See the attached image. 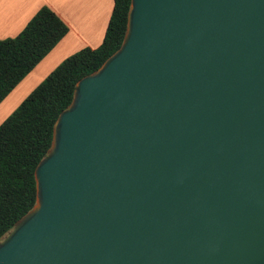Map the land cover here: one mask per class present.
Returning <instances> with one entry per match:
<instances>
[{"label": "water", "instance_id": "water-1", "mask_svg": "<svg viewBox=\"0 0 264 264\" xmlns=\"http://www.w3.org/2000/svg\"><path fill=\"white\" fill-rule=\"evenodd\" d=\"M35 177L0 264H264V0H131Z\"/></svg>", "mask_w": 264, "mask_h": 264}, {"label": "trees", "instance_id": "trees-1", "mask_svg": "<svg viewBox=\"0 0 264 264\" xmlns=\"http://www.w3.org/2000/svg\"><path fill=\"white\" fill-rule=\"evenodd\" d=\"M114 1L102 43L64 59L0 124V239L36 204V167L52 147L56 122L73 102L78 81L123 44L131 0ZM67 31L55 11L43 6L19 34L0 39V102Z\"/></svg>", "mask_w": 264, "mask_h": 264}, {"label": "crops", "instance_id": "crops-1", "mask_svg": "<svg viewBox=\"0 0 264 264\" xmlns=\"http://www.w3.org/2000/svg\"><path fill=\"white\" fill-rule=\"evenodd\" d=\"M114 4V0H0V39L19 34L43 6L68 25L67 33L20 82L25 83L26 94L68 56L102 43Z\"/></svg>", "mask_w": 264, "mask_h": 264}, {"label": "rangeland", "instance_id": "rangeland-1", "mask_svg": "<svg viewBox=\"0 0 264 264\" xmlns=\"http://www.w3.org/2000/svg\"><path fill=\"white\" fill-rule=\"evenodd\" d=\"M25 77H23V79ZM20 82L0 102V124L18 107L21 101H23V99L28 95L25 93V83L23 85H20Z\"/></svg>", "mask_w": 264, "mask_h": 264}]
</instances>
